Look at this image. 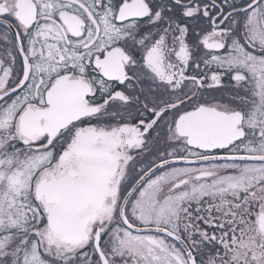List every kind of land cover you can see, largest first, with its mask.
<instances>
[{
  "label": "snow or ice",
  "instance_id": "6c2138e0",
  "mask_svg": "<svg viewBox=\"0 0 264 264\" xmlns=\"http://www.w3.org/2000/svg\"><path fill=\"white\" fill-rule=\"evenodd\" d=\"M0 264H264V0H0Z\"/></svg>",
  "mask_w": 264,
  "mask_h": 264
}]
</instances>
